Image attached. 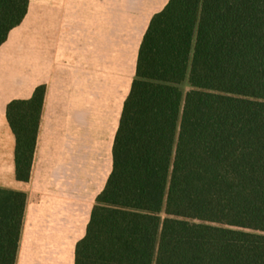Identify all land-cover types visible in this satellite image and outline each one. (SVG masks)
Returning a JSON list of instances; mask_svg holds the SVG:
<instances>
[{"label":"trees","instance_id":"trees-1","mask_svg":"<svg viewBox=\"0 0 264 264\" xmlns=\"http://www.w3.org/2000/svg\"><path fill=\"white\" fill-rule=\"evenodd\" d=\"M45 95L7 106L19 181ZM26 200L0 188V264L16 263ZM75 264H264V0H170L154 15Z\"/></svg>","mask_w":264,"mask_h":264},{"label":"crops","instance_id":"crops-1","mask_svg":"<svg viewBox=\"0 0 264 264\" xmlns=\"http://www.w3.org/2000/svg\"><path fill=\"white\" fill-rule=\"evenodd\" d=\"M170 0H28L0 43V188L27 196L15 264H75L154 15ZM46 95L29 181L16 177L13 100Z\"/></svg>","mask_w":264,"mask_h":264},{"label":"rangeland","instance_id":"rangeland-1","mask_svg":"<svg viewBox=\"0 0 264 264\" xmlns=\"http://www.w3.org/2000/svg\"><path fill=\"white\" fill-rule=\"evenodd\" d=\"M27 8V3L20 1L0 0V43L6 34L22 20ZM183 98L190 90L188 81L180 85ZM164 217V215H163Z\"/></svg>","mask_w":264,"mask_h":264}]
</instances>
